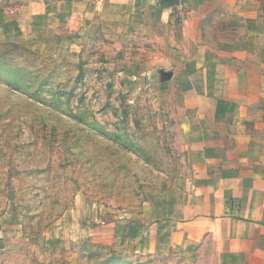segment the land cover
<instances>
[{
    "label": "rangeland",
    "instance_id": "obj_1",
    "mask_svg": "<svg viewBox=\"0 0 264 264\" xmlns=\"http://www.w3.org/2000/svg\"><path fill=\"white\" fill-rule=\"evenodd\" d=\"M56 26L0 43V264H201L199 247L142 255L90 237L193 180L200 112L170 76L188 44Z\"/></svg>",
    "mask_w": 264,
    "mask_h": 264
},
{
    "label": "crops",
    "instance_id": "obj_2",
    "mask_svg": "<svg viewBox=\"0 0 264 264\" xmlns=\"http://www.w3.org/2000/svg\"><path fill=\"white\" fill-rule=\"evenodd\" d=\"M257 1L0 0V43L82 22L159 28L164 41L188 44L170 76L200 112L188 122L193 180L147 192L127 219L90 237L112 245L120 236L122 253L199 247L201 264H264V4Z\"/></svg>",
    "mask_w": 264,
    "mask_h": 264
}]
</instances>
